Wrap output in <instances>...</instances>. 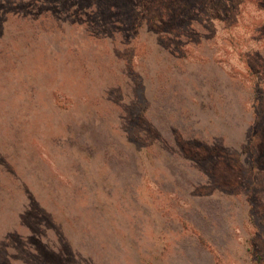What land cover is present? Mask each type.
<instances>
[{"label":"rangeland","instance_id":"374dc122","mask_svg":"<svg viewBox=\"0 0 264 264\" xmlns=\"http://www.w3.org/2000/svg\"><path fill=\"white\" fill-rule=\"evenodd\" d=\"M0 264H264V0H0Z\"/></svg>","mask_w":264,"mask_h":264}]
</instances>
